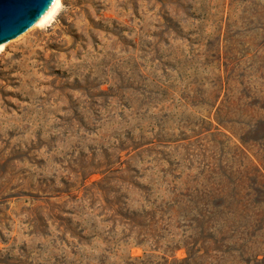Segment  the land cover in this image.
Listing matches in <instances>:
<instances>
[{
	"label": "rangeland",
	"instance_id": "obj_1",
	"mask_svg": "<svg viewBox=\"0 0 264 264\" xmlns=\"http://www.w3.org/2000/svg\"><path fill=\"white\" fill-rule=\"evenodd\" d=\"M4 44L0 264L183 261L221 186L256 244L192 264L264 258V0H62Z\"/></svg>",
	"mask_w": 264,
	"mask_h": 264
},
{
	"label": "trees",
	"instance_id": "obj_2",
	"mask_svg": "<svg viewBox=\"0 0 264 264\" xmlns=\"http://www.w3.org/2000/svg\"><path fill=\"white\" fill-rule=\"evenodd\" d=\"M215 191L217 195L224 197L222 201L213 202L210 199L208 201L206 199L207 194L203 193L197 203V216L193 219L196 239L191 243H185L189 254L188 258L183 261L165 260L162 263L158 262V264H192V261L201 252L204 254L213 253L211 257L214 262L222 261L224 255L233 248L229 244L235 235L242 241L240 245L241 252H244V246L256 244L254 241L255 234H253L251 229L253 222L257 221L259 214L258 208L252 200V196L247 192V189L244 188L240 193L234 189L229 192L221 186L216 188ZM232 214L236 216L240 215L242 220L241 225L231 224L228 216ZM137 226L141 225L137 223ZM148 234L147 231H144V227H141L140 236H142V239L137 241V243H143L146 240L144 238L148 237ZM242 260L244 262L249 261L244 257H242ZM253 261L256 264H264V258L260 259L259 255H255ZM139 264L152 263L143 260Z\"/></svg>",
	"mask_w": 264,
	"mask_h": 264
},
{
	"label": "water",
	"instance_id": "obj_3",
	"mask_svg": "<svg viewBox=\"0 0 264 264\" xmlns=\"http://www.w3.org/2000/svg\"><path fill=\"white\" fill-rule=\"evenodd\" d=\"M55 0H0V44L25 33L51 11Z\"/></svg>",
	"mask_w": 264,
	"mask_h": 264
},
{
	"label": "bare ground",
	"instance_id": "obj_4",
	"mask_svg": "<svg viewBox=\"0 0 264 264\" xmlns=\"http://www.w3.org/2000/svg\"><path fill=\"white\" fill-rule=\"evenodd\" d=\"M62 5V0H55L52 8H51V11L48 12L47 14H45L44 16H42L38 21H37V25H42L44 23H47L49 22L53 17L54 15L58 12L59 8L61 7ZM5 47V44H0V51Z\"/></svg>",
	"mask_w": 264,
	"mask_h": 264
}]
</instances>
